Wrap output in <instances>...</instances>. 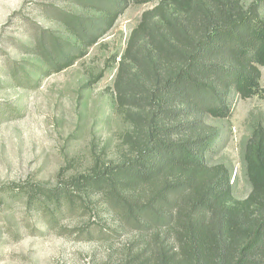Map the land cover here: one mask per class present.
Here are the masks:
<instances>
[{
	"label": "trees",
	"instance_id": "1",
	"mask_svg": "<svg viewBox=\"0 0 264 264\" xmlns=\"http://www.w3.org/2000/svg\"><path fill=\"white\" fill-rule=\"evenodd\" d=\"M73 2L82 12L57 13L70 37L44 31L36 40L51 72L86 55L129 4L153 3L130 31L113 79L114 103L131 128L127 151L70 183L99 193L137 231L141 247L119 264H264V126L245 142L251 190L236 198L230 169L207 162L219 131L204 117L228 116L232 89L240 98L260 90L259 1Z\"/></svg>",
	"mask_w": 264,
	"mask_h": 264
},
{
	"label": "rangeland",
	"instance_id": "2",
	"mask_svg": "<svg viewBox=\"0 0 264 264\" xmlns=\"http://www.w3.org/2000/svg\"><path fill=\"white\" fill-rule=\"evenodd\" d=\"M152 5L129 4L86 55L51 72L36 40L44 31L69 38L57 13L82 8L73 0H0V264H119L141 247L99 193L70 183L127 151L131 128L114 103L113 79L130 31ZM260 70L257 94L240 98L232 89L228 116H204L219 131L207 162L230 169L236 198L251 190L245 142L264 126Z\"/></svg>",
	"mask_w": 264,
	"mask_h": 264
}]
</instances>
